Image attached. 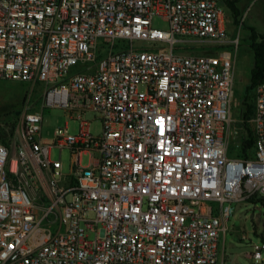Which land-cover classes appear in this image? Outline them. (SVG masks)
<instances>
[{"label": "built area", "instance_id": "obj_1", "mask_svg": "<svg viewBox=\"0 0 264 264\" xmlns=\"http://www.w3.org/2000/svg\"><path fill=\"white\" fill-rule=\"evenodd\" d=\"M221 2L0 0V79L41 89L40 110L25 102L17 134L0 138V264L220 263L232 203H264V80L253 145L230 157L239 36ZM44 107L78 132L43 139Z\"/></svg>", "mask_w": 264, "mask_h": 264}, {"label": "rangeland", "instance_id": "obj_2", "mask_svg": "<svg viewBox=\"0 0 264 264\" xmlns=\"http://www.w3.org/2000/svg\"><path fill=\"white\" fill-rule=\"evenodd\" d=\"M227 6V5H226ZM236 10L227 6L223 9L224 24L230 35L239 36V44L236 51V60L234 65V86L231 115L235 119L242 120V123L236 124L237 133L231 136L228 146V156H241V149L237 146L239 141H243L248 134H252L249 118L243 119L242 101L244 95L247 101L254 107L253 89L247 90L250 83V71L253 65V55L250 48V37L255 35L258 39H264V0H237L234 2ZM235 21H238L237 23ZM152 26L155 28L166 30L168 22L160 16H153ZM193 48L199 52H210L214 48L212 45H204L194 43ZM37 85L31 86L28 82L17 80L0 79V132L2 128L9 131V125L14 123L13 135L17 134V124L23 113L25 102L29 105H37L33 109L40 110L41 104ZM33 94L28 97V92ZM31 107V106H30ZM253 113V109H252ZM42 129L41 135L43 139L52 140L53 131L57 127L67 126V131L72 134L78 132L79 121L77 119L68 118L60 108L44 107L42 110ZM84 118L89 122L90 132L96 136L101 133L102 125L98 115L94 112H86ZM9 122L8 125L4 124ZM244 127V128H242ZM11 135L9 138H12ZM252 145L247 148V152ZM51 158L57 159L59 152L57 148L51 149ZM70 152L68 148H64L61 152V161L63 164L62 172H69ZM90 156L83 153L81 156V165L85 166L89 163ZM233 212L228 218L226 225L227 230L221 236L222 255L219 264H264V248L260 259L252 257L254 244L261 245L264 239V203L260 200L243 201L232 203ZM90 238L92 234L89 235Z\"/></svg>", "mask_w": 264, "mask_h": 264}, {"label": "trees", "instance_id": "obj_3", "mask_svg": "<svg viewBox=\"0 0 264 264\" xmlns=\"http://www.w3.org/2000/svg\"><path fill=\"white\" fill-rule=\"evenodd\" d=\"M225 4L236 10V8L234 7V2L237 0H224ZM236 23L238 21H235ZM251 42H250V48L252 51V55H253V65L250 71V83L247 87V90H249L250 88L253 89L254 92V88L255 86L264 80V39L263 38H257L255 35L250 37ZM242 105H243V119H245L244 123L245 125H247L246 120L249 118V116L252 114V109H253V105L249 104L247 101V96L244 95V99L242 101ZM4 124L8 125L9 122H5ZM14 123H11V125H9V131H5L4 128H2V131L0 132V138L3 140H7L11 135H13V128H14ZM251 145H253V135L252 134H248L247 137L242 141L241 144V153L243 152L244 154H246V149L249 148ZM245 149V150H244Z\"/></svg>", "mask_w": 264, "mask_h": 264}, {"label": "crops", "instance_id": "obj_4", "mask_svg": "<svg viewBox=\"0 0 264 264\" xmlns=\"http://www.w3.org/2000/svg\"><path fill=\"white\" fill-rule=\"evenodd\" d=\"M222 6H223V9H224V7L227 9V10H229L228 8H227V6H226V4H225V1L224 0H222ZM224 12V11H223ZM229 12H230V10H229ZM224 14V13H223ZM230 14H231V12H230ZM221 242V241H220Z\"/></svg>", "mask_w": 264, "mask_h": 264}]
</instances>
